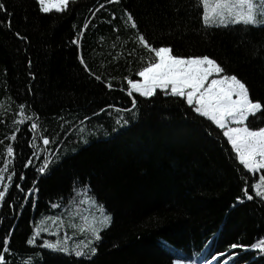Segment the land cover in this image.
<instances>
[{"label": "trees", "instance_id": "16d2710c", "mask_svg": "<svg viewBox=\"0 0 264 264\" xmlns=\"http://www.w3.org/2000/svg\"><path fill=\"white\" fill-rule=\"evenodd\" d=\"M0 2V191L8 185L0 242L10 236L7 264H171L209 240L236 253L235 264H264V252L250 247L264 238V200L252 190L257 176L183 98L159 90L128 95L126 78L138 79L154 53L126 20L131 12L154 47L216 59L262 104L264 27L205 25L198 0H70L67 10L49 13L37 0ZM251 121L264 125L261 116ZM246 184L252 200H245ZM98 205L112 222L94 257L44 247L59 240L71 249L91 239L80 228L89 209L100 213ZM232 243L249 247L230 249Z\"/></svg>", "mask_w": 264, "mask_h": 264}, {"label": "snow or ice", "instance_id": "6c2138e0", "mask_svg": "<svg viewBox=\"0 0 264 264\" xmlns=\"http://www.w3.org/2000/svg\"><path fill=\"white\" fill-rule=\"evenodd\" d=\"M108 2L119 3L120 0H108ZM38 4L44 13H49L53 9L63 12L69 7L70 0H38ZM103 7L104 5L101 4L100 8ZM197 7L202 8V19L205 25L218 21L219 24L228 22L264 26V0H198ZM3 8L4 5L0 2V9ZM113 19H115V14H113ZM126 23H130L132 29H137L136 41L148 49L149 52L154 53V58L149 60L147 66L142 67L138 72L139 77L142 79L126 78L129 85L128 95L132 96L133 92H136L143 97H152L157 89H170L171 95L186 99L188 105L193 106L196 113L208 117L220 129L224 130L223 135L227 137V141L231 144L236 157L244 168L251 172L264 169V127H252L249 123L250 118L255 120L257 116L264 117V104L259 99L253 100L250 97L249 88L246 84L237 75L227 74L225 68L209 55L185 56L173 54L171 46L154 47L145 35L139 31L137 22L131 12H127ZM16 35L19 36L20 34L16 33ZM22 38L26 39V37ZM80 60L87 69L88 66L83 56L80 57ZM29 64H31V61H29ZM217 76L219 78H215ZM95 78L100 80L101 76ZM107 86L112 88L110 82ZM132 105L135 108V99L132 100ZM2 107L3 105L0 104V108ZM19 109L20 115L24 117L25 105L20 104ZM125 111L130 110L126 109ZM25 119L31 120L32 117H25ZM19 123H24V119L20 120ZM117 123L120 124L121 121L118 120ZM122 123L127 124L128 121L125 119ZM36 128L37 124L32 123L31 129L35 131ZM11 139L15 140V135ZM50 142L47 137L43 139L44 145H49ZM7 153L9 156L13 155L11 146L7 147ZM29 163H31L30 160ZM46 168L47 163L39 171L43 173ZM4 171V169H0V182L5 179ZM7 179L11 181L12 176H8ZM252 187L255 188L256 196L264 198V175H261L259 182L252 185ZM243 191L248 200L253 199V196L248 194L247 184ZM7 192L8 185H4V190L0 191V203L5 201ZM89 199L91 200V198ZM237 200H241V197L238 196ZM91 202L96 203L94 200H91ZM98 207L101 219L96 220L93 217L90 223L80 228L81 232L85 230L90 232L91 239L80 241L71 249L66 243L59 240L55 243L45 241L44 247L54 252H74L76 257H86L88 259L94 257L98 252L97 242L102 240V231L112 222L111 216L105 214L103 205H98ZM87 219L85 217L86 221ZM37 235H39V230L27 240V243L33 245ZM67 239L68 237L65 236V241ZM9 245L10 236L0 242V248H2L0 250V264H7L5 254L11 251ZM247 247L249 245L243 243L229 245L230 249H246ZM250 247L264 252V239H259L258 242L252 243ZM219 255H223V253H219ZM233 255H236V253H233ZM172 264H195V261L176 259ZM204 264H210V262L205 260Z\"/></svg>", "mask_w": 264, "mask_h": 264}, {"label": "rangeland", "instance_id": "374dc122", "mask_svg": "<svg viewBox=\"0 0 264 264\" xmlns=\"http://www.w3.org/2000/svg\"><path fill=\"white\" fill-rule=\"evenodd\" d=\"M97 9V8H96ZM216 23H219L218 21L216 22ZM228 22H226V24H227ZM215 78H219L218 76L217 77H215ZM140 79H142L141 77H140ZM210 79H211V77H210ZM232 126H235V125H232ZM224 131V130H223ZM99 214L100 213H98L94 208L93 209H89L88 210V213H87V223H90L91 221H92V218L93 217H95V219L96 220H100L101 219V217L99 216ZM63 220H65V218H63ZM70 223V222H69Z\"/></svg>", "mask_w": 264, "mask_h": 264}, {"label": "bare ground", "instance_id": "6f19581e", "mask_svg": "<svg viewBox=\"0 0 264 264\" xmlns=\"http://www.w3.org/2000/svg\"><path fill=\"white\" fill-rule=\"evenodd\" d=\"M3 158H6V157H0V160ZM5 164H6V162L0 161V165H5ZM66 217H67V220L70 222L71 217L69 215H67Z\"/></svg>", "mask_w": 264, "mask_h": 264}]
</instances>
